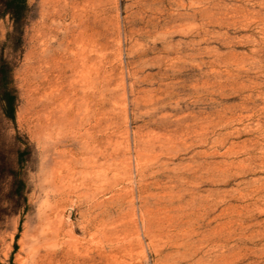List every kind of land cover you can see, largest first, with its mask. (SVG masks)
Wrapping results in <instances>:
<instances>
[{
    "label": "rangeland",
    "instance_id": "1",
    "mask_svg": "<svg viewBox=\"0 0 264 264\" xmlns=\"http://www.w3.org/2000/svg\"><path fill=\"white\" fill-rule=\"evenodd\" d=\"M7 1L0 264H264V0Z\"/></svg>",
    "mask_w": 264,
    "mask_h": 264
},
{
    "label": "trees",
    "instance_id": "2",
    "mask_svg": "<svg viewBox=\"0 0 264 264\" xmlns=\"http://www.w3.org/2000/svg\"><path fill=\"white\" fill-rule=\"evenodd\" d=\"M6 3H7L6 7L8 10H11L14 14H17L18 16L23 15L24 0H8ZM3 98L6 101L7 108L9 109L8 114L14 117L15 94L11 90H6Z\"/></svg>",
    "mask_w": 264,
    "mask_h": 264
}]
</instances>
